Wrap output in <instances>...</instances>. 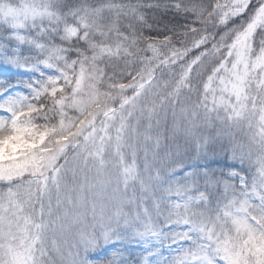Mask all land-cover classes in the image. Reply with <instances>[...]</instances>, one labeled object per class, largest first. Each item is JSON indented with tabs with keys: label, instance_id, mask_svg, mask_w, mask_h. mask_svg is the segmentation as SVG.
Wrapping results in <instances>:
<instances>
[{
	"label": "snow or ice",
	"instance_id": "obj_1",
	"mask_svg": "<svg viewBox=\"0 0 264 264\" xmlns=\"http://www.w3.org/2000/svg\"><path fill=\"white\" fill-rule=\"evenodd\" d=\"M3 26L40 55L0 92V264H264V0H0Z\"/></svg>",
	"mask_w": 264,
	"mask_h": 264
},
{
	"label": "trees",
	"instance_id": "obj_2",
	"mask_svg": "<svg viewBox=\"0 0 264 264\" xmlns=\"http://www.w3.org/2000/svg\"><path fill=\"white\" fill-rule=\"evenodd\" d=\"M18 34L31 37L35 35V32L34 30H16L7 26L0 27V80L3 89L7 88L8 90L12 87L16 91L15 93L26 94L28 89L25 86L29 79L35 80L39 74L33 75L30 69L34 67V64L26 67L25 61L29 60L30 57L38 58L40 54L33 46L17 41L15 37Z\"/></svg>",
	"mask_w": 264,
	"mask_h": 264
},
{
	"label": "rangeland",
	"instance_id": "obj_3",
	"mask_svg": "<svg viewBox=\"0 0 264 264\" xmlns=\"http://www.w3.org/2000/svg\"><path fill=\"white\" fill-rule=\"evenodd\" d=\"M2 81L0 80V92H3V86ZM16 91L13 90L11 87L7 90L8 95H21L15 93ZM24 94V93H22ZM246 131V129H245ZM235 141L243 144V155H238L235 159L229 158L227 160V163L234 164L235 167L231 169L232 174V182L236 185V191H239V185L241 181L244 182V184L247 185V188L245 191H250L253 188H255L259 182V173L257 171V166L255 165L254 157H250L248 153V138L246 135L240 132L235 133ZM227 143V141H225ZM214 159H224V156L221 155L219 157H209L207 160H195V159H189L187 157H184L183 165L180 168H177L175 170V173H169L168 176L172 177H180L184 174V171L191 170L194 168H198L203 170L205 167L211 168V169H219L222 167V165H218L214 163ZM211 164V165H210ZM167 179V177H166ZM215 203V201L213 202ZM188 245L185 244L184 247H187ZM181 245L174 244L171 248H166L164 250L165 256H175L180 251Z\"/></svg>",
	"mask_w": 264,
	"mask_h": 264
}]
</instances>
